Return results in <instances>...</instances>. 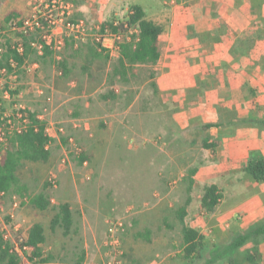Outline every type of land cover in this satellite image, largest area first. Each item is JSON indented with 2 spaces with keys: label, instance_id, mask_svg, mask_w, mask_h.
<instances>
[{
  "label": "rangeland",
  "instance_id": "1",
  "mask_svg": "<svg viewBox=\"0 0 264 264\" xmlns=\"http://www.w3.org/2000/svg\"><path fill=\"white\" fill-rule=\"evenodd\" d=\"M34 5V0H0V28L6 26V16L11 10L18 9L26 17L32 14ZM123 19L116 17L112 20H126ZM15 35L13 33L11 37ZM70 41L76 44L85 42ZM35 58L34 54L32 59ZM74 62L80 66L83 60L75 58ZM106 68L107 61L96 62L94 91L103 84ZM40 71L41 68L39 73L29 76L34 84L43 85L41 87L46 91L39 97L45 101L43 110H50L52 104L46 102L50 92H47L45 82L39 77ZM156 74L157 71L149 65L137 66L129 81H120V97L109 104L102 103L100 98L102 93L111 88L104 85L95 92V97H99L96 108L103 114L109 111L123 114L107 118V127L101 125L106 118L95 120L90 130L84 126L78 127L89 139L87 144H92V151L75 134L67 135L66 132L62 137H74L77 147L81 149L79 154L71 151L74 146L69 145L67 139L66 142L61 139L53 148V160L25 162L20 166L18 174L29 185L31 193L41 191L45 183L49 182L47 190L52 196L53 205L69 202L75 214L74 229L65 235L63 228L52 230L50 227L55 214L52 208L40 211L27 204L17 210L18 221L22 224L21 236L28 234L35 222L43 223L46 228L47 240L42 244L43 257H51V260L40 262L41 258L37 257L32 264L80 263L78 259L83 251L86 253L85 260L92 264L108 261L113 264H205L218 250L224 248L229 238L233 239L234 236L230 234L233 227L228 229V226H223L218 233L216 220L212 219L211 213L201 208L204 187L214 179L211 165L215 162L214 157H217L212 147L210 150L204 146V141L211 137L210 123H204V119L197 115V118H187L183 113V118L178 120L179 116L172 113L171 131L168 132L169 126L163 115L149 112V109L160 107L154 96L152 80ZM25 79L26 74L23 81ZM71 82L76 88L77 79ZM108 82H112L109 77ZM31 86L30 93L34 91V95H37L36 87ZM22 89H27L26 84H22ZM24 104L28 106L25 101ZM62 125L65 130L66 127L75 129L71 122ZM179 125L184 126L185 130L181 136H177L175 130ZM164 126H167V130ZM84 152H90L92 158L79 164L78 157ZM65 157L66 161L63 160ZM194 167H198V173L191 192L193 201L189 206L187 223L204 233L205 247L190 261L183 256L182 224L176 212L187 199L189 173ZM53 172L57 176L55 185L50 182ZM112 219L123 223V228L118 230L120 248L110 244ZM164 219L173 227L167 226ZM146 227L153 229L152 242L138 237V233ZM258 243L251 241L246 248L242 246L237 249L232 257L237 262L246 263V254L250 249L258 252ZM221 259L222 263L229 262V257Z\"/></svg>",
  "mask_w": 264,
  "mask_h": 264
},
{
  "label": "crops",
  "instance_id": "2",
  "mask_svg": "<svg viewBox=\"0 0 264 264\" xmlns=\"http://www.w3.org/2000/svg\"><path fill=\"white\" fill-rule=\"evenodd\" d=\"M136 4L144 8L149 19L163 26L159 38L160 59L155 64H141L157 71L152 80L160 107L149 109V112L163 115L169 126L168 132L171 131L172 113L179 116L178 120L183 113L187 118H197V115L204 123H210L207 125L211 137L205 141L213 146H204L212 147L217 157L211 165L214 179L209 184H217L223 195L211 216L217 222L218 233L223 226L233 227L230 230L233 237L264 220V182L256 181L244 171L251 158L264 156V0H77L74 16L85 18L90 25H100L116 17L127 19L131 6ZM74 48L67 47L64 53L69 75H63L51 58L42 62L39 77L45 82L47 92L53 94L52 105L47 110L49 114L58 123L74 124L75 129L66 127L67 135L75 134L92 151V144H87L89 139L79 129L84 126L90 130L95 120L103 118L106 120L101 125L107 127V118L123 114L110 111L103 114L96 108L99 97H95V92L104 85L114 90L115 95L101 97L102 103L109 104L120 97V81L124 80L117 76L108 82L120 52L111 55L108 52L111 59L107 61L104 82L94 91L97 61L85 71L83 55L86 48L80 53L79 50L74 52ZM75 58L83 60L80 66L74 62ZM75 78L76 88L71 82ZM25 80L28 83L31 77L26 75ZM29 90L32 88L24 91L23 100L30 109L43 110L45 101ZM167 126H164L166 130ZM183 127L179 125L175 129L177 136L184 134ZM62 140L66 142V136ZM54 142L49 161L53 160V148L60 141ZM84 153L90 161L91 153ZM225 218L228 222H222ZM146 230H150L151 237L146 241L152 242L153 229L146 227ZM229 239L227 244L232 238ZM250 244L251 241L247 242L245 248ZM258 244V260H246L243 264H264V235ZM249 253L254 250L250 249ZM222 262L220 258L212 264H229Z\"/></svg>",
  "mask_w": 264,
  "mask_h": 264
},
{
  "label": "trees",
  "instance_id": "3",
  "mask_svg": "<svg viewBox=\"0 0 264 264\" xmlns=\"http://www.w3.org/2000/svg\"><path fill=\"white\" fill-rule=\"evenodd\" d=\"M23 17L21 11L18 9L11 10L7 16L6 21L9 22L14 18ZM125 24L129 26H135L138 28L139 33L134 36L131 41H125L120 44V56L114 64L112 71L109 73V80L113 81L114 78L120 76L124 81L128 80V75L131 73L137 65L141 64H155L158 62L161 56L159 38L163 32V26L149 19L146 16L144 8L140 5H132L129 12L128 18L122 21L118 25L113 23V20L105 21L101 24L102 30L110 27L111 30L117 31L118 29H125ZM4 26V25H3ZM25 41H29V37H25ZM27 44V43H26ZM28 46V44H27ZM67 47H76L73 41H68ZM86 48V49H85ZM85 49L83 59L85 62L84 70H89L90 66L98 60H109V53L106 48L102 47L101 44L94 41L89 43H79L74 48V52L80 53ZM77 50H79L77 52ZM34 50L28 46L24 54H20L17 50L9 48L4 52L0 64L4 66L9 65V59L13 57L20 64L26 59L34 57ZM53 51L49 47L43 56L39 59L41 62H46L47 59L52 58ZM80 55V54H76ZM68 59L66 56L60 61L56 62L57 69L62 72L63 75L67 76L70 71L66 68ZM114 90L102 93V98H109L114 96ZM34 124L37 126L30 127V129L24 133L18 134L11 139V146L6 150L2 159L0 160V188L5 190L9 194H20L28 195L29 202L28 206L36 208L40 211H44L52 208L55 211L51 219L50 227L52 230H56L57 227L63 228L65 235H69L75 226V214L69 202L60 203L53 205L52 196L47 190L50 187L49 182L45 183L44 188L36 193H31L29 185L22 181L18 174L20 166L25 162H47L51 159L52 150L47 148V144L51 140V137L46 133L45 122L37 120L35 118L36 113H32ZM205 146L208 148L209 145L205 141ZM89 158L85 153H82L78 157V163L83 164L84 161ZM244 171L249 173L256 181L264 182V156L251 158L244 168ZM197 172V168L190 169V183L188 186V196L185 203L178 208L176 214L182 224V237H183V248L184 258L192 261L196 255L200 254L205 247V235L198 230L196 227L190 225L186 221L188 215V209L193 201L192 190L194 187L193 176ZM222 193L217 184H207L204 187V193L201 198V208L208 213L215 211L216 207L220 203ZM165 223L169 227H173L164 219ZM27 243L33 247V254L31 258L40 257V262H48L51 257H43L42 244L46 242V228L43 223L35 222L28 231ZM264 235V220L259 221L251 227L242 230L234 235L230 243L224 246L223 249L218 250L212 259H209L205 264L213 262L214 260L230 257L229 264H242L237 262L233 257V253L244 246L249 241L258 243L259 238ZM138 237L144 240L150 241V230L141 231L138 233ZM260 257L259 252L247 253L246 260L255 262ZM86 253L83 251L79 262H84ZM20 257L12 251L10 242L6 241L0 233V264H19Z\"/></svg>",
  "mask_w": 264,
  "mask_h": 264
},
{
  "label": "built area",
  "instance_id": "4",
  "mask_svg": "<svg viewBox=\"0 0 264 264\" xmlns=\"http://www.w3.org/2000/svg\"><path fill=\"white\" fill-rule=\"evenodd\" d=\"M32 14L26 17L14 18L7 22L6 26L0 28V60L10 47L17 50L20 54H24L27 47L30 46L35 52V59L28 58L20 64L13 57L9 59V65L0 64V160L6 150L11 146V139L37 126L34 124L32 113H36L35 118L45 122L46 133L51 137L47 144L50 149L55 140L62 139L66 134L64 125L58 123L47 110L36 112L24 104L22 95L24 89L22 84H26V88H32L36 85L31 81L25 83L24 75L39 73L42 62L39 57L43 56L46 48L52 49V58L55 62L60 61L64 57L69 40L86 41L92 40L101 44L111 54L120 52V44L125 41H131L139 30L135 26L125 24V29L113 31L110 27L102 30L101 25H90L83 17H75L77 10V0H34ZM122 21L114 20L113 23L118 25ZM15 33V37L11 34ZM25 37H29V41H25ZM110 40V44L107 41ZM28 46H27V44ZM78 44V43H77ZM35 80H37L35 78ZM30 84V85H29ZM37 84L35 91L38 96L45 93V89ZM47 102L53 101V94H49L46 98ZM46 111V112H43ZM48 112V114H47ZM69 145H73L76 153H80L81 149L77 147L75 138L66 136ZM67 160V157L63 159ZM87 161H84L86 163ZM57 176L53 172L50 176L51 184H56ZM10 203L8 204V201ZM29 202L28 195H20L17 193L9 194L0 188V233L3 238L10 242L12 251L20 257L19 264H32L35 262L31 258L33 247L27 243L28 234L21 236L22 224L18 221L17 210L22 205ZM123 228L121 220L112 219L110 221L111 242L114 247L119 246L121 238L118 230ZM48 264H68L60 262H51ZM74 264H92L88 260ZM103 264H113L105 262Z\"/></svg>",
  "mask_w": 264,
  "mask_h": 264
}]
</instances>
